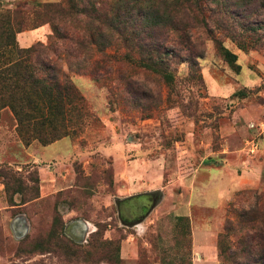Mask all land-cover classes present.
<instances>
[{"label": "rangeland", "instance_id": "rangeland-1", "mask_svg": "<svg viewBox=\"0 0 264 264\" xmlns=\"http://www.w3.org/2000/svg\"><path fill=\"white\" fill-rule=\"evenodd\" d=\"M45 1L60 0H0V9L21 19ZM85 2L99 14L96 49L110 60L91 73L76 43L90 19L65 16L70 37L55 43V56L84 98L86 116L80 133L65 137L71 147L62 140L45 151L60 146L71 156L48 160L45 146L33 142L41 161L20 157L15 120L0 112V147L5 142L17 155L2 158L0 148V166L27 186L23 196L6 194L0 178V264H264V16L237 6L206 13L209 27L194 31L191 45L170 32L172 79L165 82L102 24L112 8L124 20L127 0ZM51 34L49 24L27 29L16 35L17 45H46ZM45 165L56 168L62 191L24 203L36 187L40 196L37 166ZM64 204L93 224L85 241L61 229ZM25 218L32 225L23 235ZM121 219L143 221L134 228ZM128 237L138 251H121Z\"/></svg>", "mask_w": 264, "mask_h": 264}, {"label": "trees", "instance_id": "trees-1", "mask_svg": "<svg viewBox=\"0 0 264 264\" xmlns=\"http://www.w3.org/2000/svg\"><path fill=\"white\" fill-rule=\"evenodd\" d=\"M229 1L127 0L124 20L112 8L113 16L104 18L102 24L130 50L138 52L139 60L136 63L139 66L160 74L167 82L172 79L166 67V59L171 56L166 44L174 43L170 32L179 33V37L191 45V40H196L193 32L209 27L206 13L219 15L223 8L237 6L240 10H249L256 17L264 16V0H234L236 3L233 4H229ZM42 3L40 11L30 17L24 14L21 19H16L9 9H0V112L4 109L11 112L16 124L15 132L24 146L33 142L48 146L62 138L76 136L84 123V98L71 77L62 71L55 56V43L70 37L66 32L69 26L65 16L81 15L90 19L86 26L87 33L81 39L76 38V43L83 51V61L90 64L91 73L104 68L110 60L102 47L96 49L95 31L98 26H95L93 19L99 17L97 9L89 6L85 0ZM217 23L214 25L217 26ZM45 24H49L52 31L48 44L38 42L28 48L17 45V34ZM186 49L189 53L190 49ZM221 50L228 61H236L234 54L224 48ZM96 52L100 54L98 59L94 55ZM189 58H192L190 54ZM234 96L243 97L245 93L237 91ZM0 178L6 194L23 196L27 190L22 179L9 168L0 166ZM28 181L38 183L34 177H29ZM38 195L36 187L34 197L24 198V203L38 198ZM260 199L261 196L255 200Z\"/></svg>", "mask_w": 264, "mask_h": 264}, {"label": "crops", "instance_id": "crops-1", "mask_svg": "<svg viewBox=\"0 0 264 264\" xmlns=\"http://www.w3.org/2000/svg\"><path fill=\"white\" fill-rule=\"evenodd\" d=\"M23 47H26L28 46V36L27 34L23 35ZM5 110H8V109H4L2 110V112H4ZM9 112V115L12 117V114ZM13 119V118H12ZM14 122V120H13ZM13 129H14V132H15V125L13 126ZM66 141L68 140V145L71 147L72 146V141L70 139H67V138H62L61 140H58L48 146H45V147H42V152L43 154L44 153H47L45 150L47 147H50V146H57L59 145L58 143L61 142V141ZM19 142L18 145H17V149L14 150V151H17L19 154H20V157L21 155L23 156V154L26 155H31V162L34 163V164H37L39 163V161L41 160H38V158H35L34 155H33V152H31L32 148L30 146H24L19 140L17 141ZM1 148V152L3 153L2 155V158L4 156V154H6L7 156L10 155L9 157V160H15V156L17 155H14L12 152H14L13 150L10 149L9 145H7V143L4 142L3 146L0 147ZM7 149V151L5 152L4 149ZM67 148H63V147H56L55 149L52 150L51 154L50 153H47V154H50L49 156V159H59V158H63V157H68V156H71L72 152H69V150ZM30 150V151H29ZM0 152V153H1ZM27 153V154H26ZM55 155V156H54ZM54 156V157H53ZM6 160H8V158L6 157ZM0 163H3L2 160H0ZM39 165V164H38ZM38 168V172H39V176H40V186H39V191H40V196L34 200L35 202H38V201H42L44 199H49V198H54V195L61 192L62 189H59L58 188V183H57V178H58V175L56 176V168L51 166V165H45V166H37ZM46 201V200H45ZM29 203V202H28ZM28 203H26V205H28ZM64 205H62L59 210L62 212L63 216H62V220H63V223H64V228H63V231H64V234L67 236V237H71L72 239L74 240H78V241H85V239L91 234L94 232V230H92L93 228V224L88 222L87 220H84V219H80V218H76V217H73V213L70 212L69 208ZM18 217L14 218L13 222L15 221H18L19 219H17ZM122 220V219H121ZM23 221V224L21 225V231H23V235L27 234L30 232L31 230V222L29 220V218H25L22 220ZM123 222V220H122ZM125 222V221H124ZM123 222V223H124ZM142 223V222H141ZM140 223V224H141ZM125 225H127L128 227L132 226H136L137 224V221L136 222H131V223H124ZM135 228V227H134ZM14 229V226L13 228ZM22 235V236H23ZM133 239L131 237H128L126 240H123L122 241V245H121V251H138L136 247H134L133 245Z\"/></svg>", "mask_w": 264, "mask_h": 264}, {"label": "water", "instance_id": "water-1", "mask_svg": "<svg viewBox=\"0 0 264 264\" xmlns=\"http://www.w3.org/2000/svg\"><path fill=\"white\" fill-rule=\"evenodd\" d=\"M143 221V219L142 220H139V221H137V223H141Z\"/></svg>", "mask_w": 264, "mask_h": 264}]
</instances>
